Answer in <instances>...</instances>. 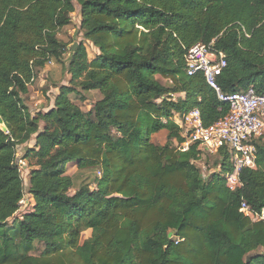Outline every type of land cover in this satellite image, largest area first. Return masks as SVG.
Masks as SVG:
<instances>
[{
	"label": "trees",
	"instance_id": "1",
	"mask_svg": "<svg viewBox=\"0 0 264 264\" xmlns=\"http://www.w3.org/2000/svg\"><path fill=\"white\" fill-rule=\"evenodd\" d=\"M75 4L97 51L89 59L80 42L66 62L57 33ZM211 40L226 59L220 92L264 94V0H0V264H264L253 253L264 247V220L239 211L242 200L253 213L264 208V138L255 168L231 190L229 152L218 150L219 171L206 180L201 150L181 149L173 121L198 108L208 126L229 110L201 72L185 70L186 49ZM49 62L69 81L51 108L31 113L29 85ZM91 91L99 97L87 111L70 96L84 102ZM68 163L92 181L76 184ZM25 194L30 207L19 213Z\"/></svg>",
	"mask_w": 264,
	"mask_h": 264
},
{
	"label": "built area",
	"instance_id": "2",
	"mask_svg": "<svg viewBox=\"0 0 264 264\" xmlns=\"http://www.w3.org/2000/svg\"><path fill=\"white\" fill-rule=\"evenodd\" d=\"M184 62L186 73L193 75L201 72L207 84L215 89L218 99L228 104L229 110L208 126L203 124L198 108L182 114L175 113L173 121L184 139L181 149L185 150L189 145L197 144L202 155H212L225 148L230 154L232 167L231 172L225 176L226 184L231 190H235L240 186L239 172L256 166L255 141L257 138H264V94L256 93L251 85L228 94L220 92L216 76L226 66V59L223 51L215 46L214 40L208 43L197 42L188 47ZM172 97L175 98L176 95ZM28 203L27 196H24L19 206H26L19 213L30 207ZM239 211L252 220H264V208L260 213H253L244 200L241 201Z\"/></svg>",
	"mask_w": 264,
	"mask_h": 264
},
{
	"label": "rangeland",
	"instance_id": "3",
	"mask_svg": "<svg viewBox=\"0 0 264 264\" xmlns=\"http://www.w3.org/2000/svg\"><path fill=\"white\" fill-rule=\"evenodd\" d=\"M75 6H76V10H75V12H73L71 14V18H72L71 23L69 25L63 27L57 33V37L59 38V40L67 45V52L65 54V61L66 62H67L68 58L71 56V49H72V46L74 43L78 44L80 42H83L85 44V47L87 50V55H88L89 59H92L95 56L96 51H97L96 48L90 42L85 41L82 38L81 32H79V30H78L80 17H79V13L77 10L78 5L75 4ZM54 64L55 65L52 64L48 67L50 69V71H48V75H46L44 77L46 80H45L43 87H41V88L39 87V83L37 82V80L31 84L32 94L30 95V100L28 101V108H29L31 113L40 112L41 108H44V110H48L49 109L48 103H46L45 101H48L52 97V92H56V88L59 85H61L66 80H69V75L67 76L65 70L63 69V66L61 64H58V63H54ZM51 68L56 69V71L53 70V74L51 73V71H52ZM40 70L37 72V74L40 72ZM54 72H56V73H54ZM158 80L164 84L168 83V81H166L165 79L160 78V77H158ZM86 94H87L88 98L84 102H80L77 95H75V94L70 95L71 98L74 100V102L77 103L84 111L89 110L91 103L99 97V95L96 91H91V92H88ZM37 96L38 97L43 96L45 100L38 102V100L36 98ZM49 96H50V98H49ZM153 142L156 144H160V142L156 139V136H155V139ZM28 144L31 146L33 144V141L31 140L30 143H28ZM25 149H26L25 145L18 146L16 161L23 167L21 175H22L23 184H24V187L26 190L29 165L25 160H23L21 158L23 156V154L25 153ZM217 161H218V156L215 154L201 155L200 158L196 161V165L200 168L201 173L206 180L207 179L209 180L213 173H216L219 171V168L216 164ZM66 174L75 177V183L79 184L81 182V179L85 182L92 181V176H93L94 172L89 171V170L88 171H86V170L80 171L77 169V167L74 163H68L66 165ZM73 191H74V189L71 188L69 190V193L72 194ZM25 196H26V194H25ZM28 204L30 205V203H28ZM25 206H26V204H23L19 210L20 211L23 210L25 208ZM90 234H91L90 230H86V231L82 232L80 235V243H82L85 239H87L90 236ZM43 250H44V246L39 242H35L34 243V249L32 250L31 254L40 255L43 252ZM253 253L264 254V247L257 248Z\"/></svg>",
	"mask_w": 264,
	"mask_h": 264
},
{
	"label": "crops",
	"instance_id": "4",
	"mask_svg": "<svg viewBox=\"0 0 264 264\" xmlns=\"http://www.w3.org/2000/svg\"><path fill=\"white\" fill-rule=\"evenodd\" d=\"M55 62H49V63H47V64H45L44 65V67L43 68H41V70H40V72L38 73V74H36L37 76H35V78H34V81H36L37 80V82L39 83V87L41 88V87H43V85H44V83H45V76L46 75H48V71H50V69L48 68L50 65H55L54 64ZM51 73L53 74V70H55L56 71V69L55 68H51ZM45 73V74H44ZM54 73H56V72H54ZM67 74V73H66ZM51 76V75H50ZM67 76H68V74H67ZM33 81V82H34ZM69 80H66L65 82H63L62 84H66L67 82H68ZM32 82V83H33ZM31 83V84H32ZM31 84L29 85V88H28V94H27V96H26V104L28 105V101L30 100V95L32 94V90H31ZM58 88V87H57ZM56 88V92H52V97L50 98V96H49V100L48 101H45L46 103H48V108H51L52 106H53V99H54V96L57 94V92H58V89ZM32 97V96H31ZM28 98V99H27ZM37 98V100H38V102H40V101H44L45 99H44V97L43 96H40V97H36ZM40 98V99H39ZM41 110H43V111H46V110H44V108H41ZM166 135H167V132H166V130H161V131H159L158 133H156V134H154V135H152V141H154V139H155V136H156V139L160 142V144H164V142H165V140H166ZM30 202H31V199L29 200Z\"/></svg>",
	"mask_w": 264,
	"mask_h": 264
},
{
	"label": "water",
	"instance_id": "5",
	"mask_svg": "<svg viewBox=\"0 0 264 264\" xmlns=\"http://www.w3.org/2000/svg\"><path fill=\"white\" fill-rule=\"evenodd\" d=\"M76 46H77V44L74 43L73 46H72V50H75ZM71 57H72V56H70V57L68 58V60L71 59ZM171 236H172V232H169V233H168V237L170 238Z\"/></svg>",
	"mask_w": 264,
	"mask_h": 264
}]
</instances>
